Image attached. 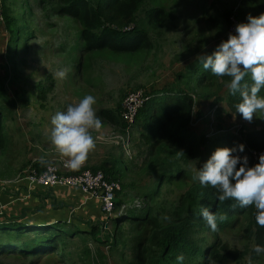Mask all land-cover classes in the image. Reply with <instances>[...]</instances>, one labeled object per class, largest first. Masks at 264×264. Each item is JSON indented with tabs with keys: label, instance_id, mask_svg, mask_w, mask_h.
<instances>
[{
	"label": "rangeland",
	"instance_id": "rangeland-1",
	"mask_svg": "<svg viewBox=\"0 0 264 264\" xmlns=\"http://www.w3.org/2000/svg\"><path fill=\"white\" fill-rule=\"evenodd\" d=\"M60 5V0H0V79L5 85L0 106L6 116V142L0 151V179L9 180L19 174L25 177L30 170L35 169L32 167L36 161H48V165L54 164L62 169L60 164L64 157L51 143L52 117L57 112L66 111L69 104H77L86 95H92L96 100L93 109L101 119L102 126L99 130H90L96 147L90 152L85 168L104 170L103 166L113 165L115 159H119L118 165L123 162L124 168L120 177V190H123L124 183L129 185L128 182L135 179L148 182L151 178L142 174L141 166L152 156L139 136L141 120L132 122L129 110L132 93L142 90L146 97L145 93L154 90L184 86L176 81L179 71H183L198 55L226 40L229 33L235 34L236 25L247 22L249 13L253 16L264 13V6L259 0H145L137 19L144 18L146 10L157 7L175 10L177 15L175 20H164L163 32L159 33L163 35L156 39L160 44L159 49H141L132 53H116L109 49L84 52L81 51L84 46L82 26L59 11ZM239 10L243 12V19L238 16ZM7 15L17 18L16 23L25 27L20 31L17 42H11L10 33L4 27ZM216 16H220L225 24L221 20L222 25L218 26L209 20ZM59 70L66 71L64 78L54 76ZM208 91L209 87L203 84L199 95ZM222 93L225 94L224 90ZM258 96L264 98L263 95ZM210 101L196 96V111L208 114ZM221 105L226 106L225 102H221ZM257 115L264 117V113ZM223 116L225 124L228 123L227 129L237 135H240L241 128L245 131L264 128V119L255 115L252 122L245 121L230 109ZM208 118L213 120L215 116L211 114L205 115L203 119L193 118L192 127L198 133L207 132L212 137L216 132L210 130H216V127L210 126ZM122 120L130 125L135 124L127 130V127L122 126ZM218 120L219 117H216L213 124L216 125ZM216 149L202 146L185 166L194 176L197 175ZM23 182L16 184L17 190L12 188L16 190L14 197L22 195L24 190L32 192L24 187ZM0 186L1 192L7 189L3 183ZM174 188L173 197L185 191ZM50 202L54 210L59 208L58 199ZM54 210L41 215H46V218L56 213ZM14 211L2 210L0 218L6 221L18 219L20 214ZM31 214L33 212L29 211V219L36 218ZM75 218L79 221L78 217ZM238 219L236 226L215 231L219 239L217 243L234 249L241 258V261L231 258L225 263L264 264V255L254 256L250 252L256 245L247 230L250 219L245 216ZM108 220L107 227L114 231V220ZM108 231L104 232L106 237ZM213 233L212 230L204 232L209 243L214 241ZM33 235L28 234L27 237ZM7 238L18 241L14 235L7 237L0 234V239ZM80 239V235L67 237L65 245L60 246L57 253H50L37 262L36 256L0 254V264H128L132 258L131 250L122 255L91 238L86 239V244L94 250L93 253H83V245L86 244ZM97 247L99 251H96ZM211 264L223 263L214 261Z\"/></svg>",
	"mask_w": 264,
	"mask_h": 264
},
{
	"label": "trees",
	"instance_id": "trees-1",
	"mask_svg": "<svg viewBox=\"0 0 264 264\" xmlns=\"http://www.w3.org/2000/svg\"><path fill=\"white\" fill-rule=\"evenodd\" d=\"M60 1L59 11L72 17L82 26L81 39L84 46L81 51L84 52L102 49L116 53H132L141 49L157 50L160 44L156 39L163 35L159 33L163 32L161 29L164 20L177 19L175 10H166L164 7L146 10L145 17L137 19L145 0ZM259 1L264 6V0ZM238 16L243 19L241 10L238 11ZM6 18L4 27L10 33L11 42H17L20 31L25 27L16 23L17 18L8 15ZM209 20L216 22L218 26H221L222 22L225 24L220 16ZM1 34L0 28V41ZM215 48L206 53L211 54ZM196 58L186 65L183 71L177 73L176 81L184 86L145 93L147 98L135 122L141 120L139 136L152 156L141 166L142 174L151 179L148 182L135 179L128 182L129 185L124 183L123 190L117 192V215L109 219L114 220V231L107 227L103 218L93 220L80 217L79 221L57 219L48 222L32 217L29 219V211L24 209L18 219L6 221L0 218V234L7 237L14 235L18 240L0 239V254L36 256L37 262L50 253H57L60 246L65 245L64 240L67 237L80 235L81 242L85 244L86 239L91 238L106 244L113 251L121 252L122 255L131 250L132 258L128 260V264H180L176 258L181 254L184 256L182 264H211L214 261L226 264L231 258L241 261L237 251L217 243L219 239L215 231L212 237L214 241L209 243L206 240L204 232L211 231V228L201 215L203 207H208L212 212L226 214L227 219L218 223L217 229L220 230L236 226L241 216L248 217L250 224L247 230L256 242L255 247L264 246V228L256 223L255 206L240 208L233 206L236 204L233 200L219 202V193L210 186L202 187L185 166L190 163L188 159L197 155L202 146L231 148L244 144V152L238 154L248 156L250 167L254 161L252 150H264V128L249 131L241 128L240 135L227 129L228 123L223 121V115L227 109L240 115L234 107L241 102L240 94L232 95L226 87L230 82L229 77L212 75ZM203 84L209 87V91L199 95ZM245 84L251 86L250 74L242 81L241 87ZM4 87L0 79V97L4 93ZM258 95L264 96V88ZM196 96L211 100L210 112L214 111L215 119L219 117L220 121L215 125V119L208 118L210 126L214 125L216 130L224 131L209 137L207 132L198 133L193 129V118L203 119L205 115H210V112L206 114L196 111ZM221 102H225L226 106L221 105ZM5 119L3 107L0 106V151L6 142ZM122 126L127 127L123 120ZM181 152L183 154H180ZM117 162L119 163V159H115L116 164L103 166V171L110 179L120 181L124 168L123 162L119 165ZM47 164L48 161H36L32 168L41 171ZM174 187L185 191L173 197ZM162 215L169 216L171 220L162 221ZM106 230H109L107 237L104 234ZM28 234L34 235L27 237ZM24 236L26 238L22 239ZM254 249L250 252L256 256ZM99 250L97 247L96 251ZM93 251L88 244L83 245V253L89 254Z\"/></svg>",
	"mask_w": 264,
	"mask_h": 264
},
{
	"label": "clouds",
	"instance_id": "clouds-1",
	"mask_svg": "<svg viewBox=\"0 0 264 264\" xmlns=\"http://www.w3.org/2000/svg\"><path fill=\"white\" fill-rule=\"evenodd\" d=\"M196 59L212 75L230 78L226 87L232 95L240 94L241 102L234 107L245 121L252 122L254 115L264 119L257 115L264 113V98L258 96L264 88V13L259 16L249 13L247 22L236 25L235 34L229 33L228 38L217 45L211 54L205 52ZM249 74L251 86L245 84L241 87ZM54 76L64 78L66 71L59 70ZM95 103L92 95H86L79 103L69 104L66 111L57 112L51 120V143L59 155L66 158L65 167L73 171L83 167L96 147L90 130H99L102 122L93 109ZM210 131L218 133L224 130L212 128ZM244 150V144L217 148L193 179L202 187L214 188L219 193L217 199L221 203L233 200L236 202L233 206L240 208L254 205L257 210L256 223L264 228V153L259 156V162L250 167L248 156L238 154ZM114 213L108 219L117 215ZM201 215L212 231H216L218 223L227 219L226 214L212 212L208 207L201 209ZM103 219L106 220L104 216ZM161 220L170 221L171 218L162 215ZM254 251L257 255H264V246L257 245ZM176 259L182 264L183 254Z\"/></svg>",
	"mask_w": 264,
	"mask_h": 264
},
{
	"label": "built area",
	"instance_id": "built-area-1",
	"mask_svg": "<svg viewBox=\"0 0 264 264\" xmlns=\"http://www.w3.org/2000/svg\"><path fill=\"white\" fill-rule=\"evenodd\" d=\"M3 23V21H2ZM132 104L129 106L130 113L132 114L133 121H136L137 114L140 107L143 105L146 97L142 90H136L132 93ZM214 115L213 112L209 113ZM135 117V121H134ZM127 123V130L130 125ZM264 153V150H252L254 158L253 166L259 162V156ZM66 158L61 159V168H58L54 164L46 165L44 170L32 169L25 177L18 176L9 179L2 180L5 185H16L18 182L26 181L29 185L38 184L43 186H58V187H74L78 188L86 194L96 197L100 200L102 211L105 215V219L111 217L115 210V201L117 192L120 190L121 182L119 180L110 179L103 170H92L85 168V164L81 169L72 171L69 168H65Z\"/></svg>",
	"mask_w": 264,
	"mask_h": 264
},
{
	"label": "crops",
	"instance_id": "crops-1",
	"mask_svg": "<svg viewBox=\"0 0 264 264\" xmlns=\"http://www.w3.org/2000/svg\"><path fill=\"white\" fill-rule=\"evenodd\" d=\"M3 179H0L2 183ZM24 187L31 189L32 192L23 191L22 195L14 197L16 193V185H5L8 189L4 188L1 192L0 186V212L15 209L14 213H22L24 209H27L36 216L37 219L41 221H54L57 219H63L66 221H72L75 217L86 218V219H102L103 212L101 207V202L94 196L86 194L78 188L74 187H58V186H43V185H29L28 182H23ZM22 183V184H23ZM16 189V190H12ZM12 190V191H11ZM58 199L57 205L59 208L54 210L51 207V202ZM19 200V201H17ZM43 206V207H42ZM45 208V209H44ZM56 211V213L45 218L46 215H41L43 212L47 214L49 211ZM13 213V214H14ZM29 215V214H28ZM77 223V222H75Z\"/></svg>",
	"mask_w": 264,
	"mask_h": 264
}]
</instances>
